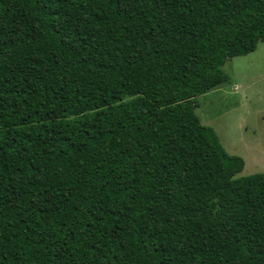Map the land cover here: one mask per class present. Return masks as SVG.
<instances>
[{"label":"trees","instance_id":"obj_1","mask_svg":"<svg viewBox=\"0 0 264 264\" xmlns=\"http://www.w3.org/2000/svg\"><path fill=\"white\" fill-rule=\"evenodd\" d=\"M263 42L264 0H0V264H264L194 112Z\"/></svg>","mask_w":264,"mask_h":264},{"label":"rangeland","instance_id":"obj_2","mask_svg":"<svg viewBox=\"0 0 264 264\" xmlns=\"http://www.w3.org/2000/svg\"><path fill=\"white\" fill-rule=\"evenodd\" d=\"M223 70L231 85L198 97L195 115L214 130L227 154L244 161L237 177L264 173V42Z\"/></svg>","mask_w":264,"mask_h":264}]
</instances>
